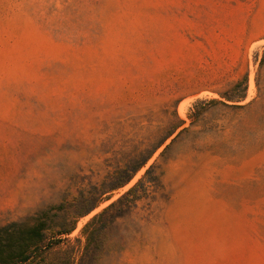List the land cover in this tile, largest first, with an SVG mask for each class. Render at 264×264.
I'll use <instances>...</instances> for the list:
<instances>
[{
	"label": "rangeland",
	"instance_id": "374dc122",
	"mask_svg": "<svg viewBox=\"0 0 264 264\" xmlns=\"http://www.w3.org/2000/svg\"><path fill=\"white\" fill-rule=\"evenodd\" d=\"M49 209L27 264H264V0H0V227Z\"/></svg>",
	"mask_w": 264,
	"mask_h": 264
},
{
	"label": "trees",
	"instance_id": "16d2710c",
	"mask_svg": "<svg viewBox=\"0 0 264 264\" xmlns=\"http://www.w3.org/2000/svg\"><path fill=\"white\" fill-rule=\"evenodd\" d=\"M242 87L240 94L235 98H231L232 102L241 101L244 99L246 83L241 82L235 86V88ZM182 124V122H181ZM180 126V125H179ZM177 128V127H176ZM130 179V176L123 179L120 182L110 185L104 193H109L113 190H116L122 187ZM135 187L130 188L126 194H131L134 192ZM103 193V194H104ZM101 202V200H96L93 202L91 207H96ZM79 208L78 212L75 214V217L84 216L86 213V207ZM88 207V206H87ZM57 210H63L64 205H59ZM51 209L44 211L39 214L35 219L34 224L28 227H24L19 223H10L0 227V264H27L31 259H40L44 251L50 247V244H59L61 239L46 240L45 231L48 229L47 226V216L50 214ZM105 211V210H104ZM103 211V212H104ZM100 215L95 216L92 221L86 224L83 228V231L96 220ZM74 227V222L72 226L67 229H62L61 232H57L59 236H68Z\"/></svg>",
	"mask_w": 264,
	"mask_h": 264
}]
</instances>
